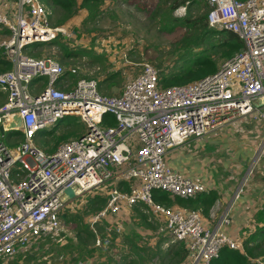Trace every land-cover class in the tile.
<instances>
[{
    "label": "built area",
    "instance_id": "1",
    "mask_svg": "<svg viewBox=\"0 0 264 264\" xmlns=\"http://www.w3.org/2000/svg\"><path fill=\"white\" fill-rule=\"evenodd\" d=\"M206 1L209 26L234 31L243 41L238 52L213 73L169 86H162L158 70L143 62L119 93L107 95L95 76H77L70 85L58 61L26 54L30 44L65 32L63 26L50 25L41 0H0L5 32L0 51L11 64L0 72V90L6 94L0 105V264L43 235L60 234L59 213L71 200L63 193L68 186L75 197L95 189L106 197L90 217L92 225L105 220L120 230L121 218L143 203L161 221L165 243L184 242L186 264H210L223 246L242 249V240L222 229L228 224L226 213L208 227L198 210L167 205L153 195L158 190L189 197L204 190L199 179L172 170L165 160L168 151L241 120L264 121V0ZM67 70L77 75L76 68ZM16 113L21 124L7 128ZM67 116L85 128L45 152L35 135ZM17 130L21 139L12 145ZM263 154L264 130L257 155ZM73 264L97 260L90 256Z\"/></svg>",
    "mask_w": 264,
    "mask_h": 264
},
{
    "label": "rangeland",
    "instance_id": "2",
    "mask_svg": "<svg viewBox=\"0 0 264 264\" xmlns=\"http://www.w3.org/2000/svg\"><path fill=\"white\" fill-rule=\"evenodd\" d=\"M41 1L48 13L50 25L54 27L63 26L65 32L58 34L59 44H41L27 53L24 52L33 57H50L58 61L64 69L76 68L77 76H95V78H98L100 74L116 71V73H118L117 76L111 79H115L116 82L110 81L107 83V87L103 86L106 87V89L100 87V90L109 95L119 93L125 82L130 77L140 72L143 62H149L158 71L160 70L159 75L161 76L185 61V59L181 63L179 61L185 49L181 47L182 49L180 48L177 50L178 48H174L173 43L177 44L181 34L186 29L180 27L169 31L162 29L160 27L161 21L156 10L158 6H161L160 10H166L165 8L170 5L173 0H166L165 2L162 0H94L96 4L93 10L81 7L82 0H76L75 5H73L70 10L72 14L68 16V19L65 20L63 24H57V21L65 17L68 11L57 4L50 3V5H48L45 4V1ZM92 12L93 16L90 15ZM185 12V5H179L173 10V15L182 16ZM1 27L0 25V36L5 34ZM62 45L71 47V49L80 48L90 50L95 54L103 56V58L99 62L91 61L86 55H78L69 59L67 58L66 60L60 59ZM69 121L70 118L68 116L66 119L59 121L55 126V128L59 126L56 133H61L59 130L62 128L63 124ZM79 122L81 123L80 126L82 125L84 129L85 125L81 121ZM252 122L256 130V139L254 141L260 146L263 137L264 121L261 120V122L257 123L256 120H253ZM215 133L214 131H210L204 134V140L202 144H200L199 149L197 148L196 141L194 142V140H191L193 137L186 140L183 149L178 151V153L187 160L189 158L197 159V162H193L192 164L184 163L181 168L185 167L186 171L203 166V173L207 176V168L210 167L211 170L209 171H213V173L217 174L215 165L217 164V167H221V158L224 157L229 160L235 153H228L223 143H216V141L211 138ZM20 139L21 136L18 134L15 140H13V143L18 142ZM41 139L46 138L43 137ZM49 139L50 137L46 140ZM65 140L68 139L62 138V141ZM39 141L40 140H36L35 143L43 148ZM169 154L172 155L173 153L169 152ZM261 157L264 156L261 155ZM258 162L262 163L260 160ZM257 168H259V164H257V162L255 163V161H251L247 171L248 182L252 181L251 179H253V174H255ZM257 177L262 178L261 175L254 176V178ZM97 193L102 194V192L97 189L86 191L66 203L59 213L63 234L61 240L57 239L59 236L49 238L48 235H43L26 250L13 256V258L9 260L11 263L8 261L6 264H54L57 262L59 264H73L74 259L77 258L79 254L74 252L71 253L72 246L70 243L72 241L69 239L75 233L76 228L75 225L67 223L66 217L70 214L72 215V213L79 214L83 216V222H87L88 220L89 223V214H84L81 207L89 197ZM148 219V221L156 224V227L149 231L151 236L154 235L155 237L150 241V244H152L153 240L161 235L159 232L161 230L158 229L161 221L153 218L151 214H148ZM125 221V219L123 220L121 218L120 224L122 227L120 230H116L119 235L131 233L133 228H135L134 223H126ZM90 225L94 229V226L92 224ZM95 230L97 239L93 242L94 245L99 246L100 243L102 244L101 239L104 242L110 241L111 236L107 235L105 230H99L96 227ZM137 230L139 233L142 232L140 228H137ZM143 234L145 235L144 232ZM119 235L115 238L116 241L119 240ZM64 236H67V242ZM151 236H148V238H151ZM64 242L68 245L64 244ZM88 243L91 244L90 242ZM171 243L172 242L162 243V248L167 251V249H169L167 245ZM57 245L61 247V250L57 249ZM63 246H65V248ZM111 251H114V249ZM153 261L156 262L157 258H154Z\"/></svg>",
    "mask_w": 264,
    "mask_h": 264
},
{
    "label": "trees",
    "instance_id": "3",
    "mask_svg": "<svg viewBox=\"0 0 264 264\" xmlns=\"http://www.w3.org/2000/svg\"><path fill=\"white\" fill-rule=\"evenodd\" d=\"M43 1L48 5H50V3L57 4L68 11V13L65 14V17L58 19L57 24H63L64 21L68 19V16L72 14L70 13V10L76 3V0ZM162 1L165 2L166 0ZM95 4L94 0L81 1V7H86L90 10L94 9ZM179 5H185L186 12L182 16H174L173 10ZM160 9L161 6L156 8L161 21L160 27L162 29L166 31L174 30L178 27L186 29L181 34L177 44L173 43L174 48H178L177 50L181 47L185 49V52L181 55V60H179L180 63L184 59L185 61L160 76L159 83L162 86L187 83L213 73L219 68L224 60L233 56L243 47L242 39L234 31L209 26L207 22L209 5L206 0H173V2L165 8L166 10ZM90 15L93 16V12L90 13ZM58 36L59 35L57 34L56 37L48 41H40L30 44L27 52L41 44H59L60 41ZM61 51L62 53L59 58L64 60L78 55H86L93 62H99L103 58V56L95 54L90 50L80 48L71 49V47L64 45H62ZM10 67L11 64L9 60L5 58L0 51V72L7 70ZM158 72L160 74V70ZM115 73L116 71H110L107 74H100L97 78L99 89L100 87L106 89L108 86L107 83L110 81L115 83V79L111 80L114 76H117L118 73ZM76 78L77 75L71 73L67 69L62 75V79L68 81V84L70 85H73ZM57 84H59L60 87H63L64 85L62 81H59ZM100 91L105 93L102 90ZM5 98L6 94L4 91L0 90V105L3 104ZM105 115L104 117H106ZM109 117H111V115ZM108 119L111 118H106L105 121ZM56 124L50 129L43 130L44 133L41 134L42 138L44 137L48 139V137H50L49 140L40 139L41 146H43L47 152H53L58 143L62 141V138L71 139L79 136L83 129L82 125L80 126L81 123L79 121L72 119L68 123L65 122V124H63L62 128L59 130L61 133L58 134L56 132L59 126L55 128ZM6 133L8 134V132ZM40 133L41 132H37L35 136L38 134L40 135ZM153 193L154 198L158 201L164 202L167 205L177 203L187 209L198 210L202 215L208 214L210 207L216 199V194L213 190H203L196 193L194 196L189 197H171L167 193L158 190H154ZM105 203L106 197L97 193L89 197L81 208L84 214H89L88 218L90 219V217L97 213ZM145 209L146 206L143 203H136L131 207L130 216L128 218L129 220L125 222L134 223L135 228H133L131 233H125L123 235H119L115 226L110 223L108 224L105 220L94 222L93 229L90 225L91 223H88V220L87 222L84 221L85 223L83 222L82 215L74 213L68 215L66 217L67 223L75 225L76 228L75 233L69 239L72 241L70 243L72 246L71 253L74 252L79 254V256L74 259L73 263L79 259L94 256L96 257L97 264H186L187 248L184 242L173 241L171 244L167 245V248L169 249L166 251L162 248V243H165L167 237L161 234L153 240L152 244H150V241L155 237L154 235L151 236L149 231L153 230L156 227V224L148 221V214H151L152 216L153 214L149 211H145ZM253 218L254 227L247 229V233L241 239L242 249L223 246L220 249L218 256L214 257L210 261V264H263L264 200L254 213ZM95 227L99 230H105L107 235L111 236L110 241L104 242L101 239L102 244L100 243L99 246L94 245L93 242L97 239ZM137 228L142 229V232L139 233ZM118 235L119 240L116 241L115 238L118 237ZM58 236V240L63 238L62 230ZM148 236H151V238H148ZM64 237L67 242V236ZM66 242H64V244L68 245ZM58 246L59 245H57V247ZM63 247L65 248V246ZM57 249L61 250V247H58ZM112 249H114V251H111ZM154 258H157L156 262L153 261ZM54 264L59 263L57 262Z\"/></svg>",
    "mask_w": 264,
    "mask_h": 264
},
{
    "label": "crops",
    "instance_id": "4",
    "mask_svg": "<svg viewBox=\"0 0 264 264\" xmlns=\"http://www.w3.org/2000/svg\"><path fill=\"white\" fill-rule=\"evenodd\" d=\"M253 120H241L244 122L241 123L239 121L234 126L227 125L219 128L218 131H214L216 133L211 138L216 143H223L228 153H235L229 160L224 157L221 158V167H217V164L215 165L217 174L209 171L211 170L210 167L207 168V176L203 173V166L186 171L185 167L181 168L184 163L192 164L193 162H197V159L189 158L187 160L185 157H182L178 151L183 148L172 149L165 155V160L173 171L186 174L193 179H199L204 185V190H213L215 192L216 199L210 207L208 214H201L203 224L208 227L215 226L220 221L222 215L226 213L228 224L223 225L222 229L228 234L240 239L245 236L247 229L254 227V213L264 200V157L257 155L259 146L254 141L256 139V130L253 127ZM256 122L259 123L258 121ZM19 132L17 130L16 134H20ZM43 133L42 131L40 135L38 134L39 136L35 138V141L40 140L42 138L41 134ZM8 137L12 138L10 136ZM191 140L196 141L197 148L199 149L204 137H194ZM14 144L12 142V145ZM43 150L47 152L45 149ZM169 152L173 154L170 155ZM259 160L262 163H259ZM251 161L257 162L259 168L253 174L252 181L248 182L247 171ZM247 164L248 166L246 167ZM259 175L262 178H254V176ZM239 186L242 187L241 193L238 197H235L236 190ZM124 219L126 221L129 220L128 217Z\"/></svg>",
    "mask_w": 264,
    "mask_h": 264
},
{
    "label": "water",
    "instance_id": "5",
    "mask_svg": "<svg viewBox=\"0 0 264 264\" xmlns=\"http://www.w3.org/2000/svg\"><path fill=\"white\" fill-rule=\"evenodd\" d=\"M21 124V119L19 114H14L12 119L9 121V123L6 125L7 128H13L15 126H19ZM2 129V128H1ZM63 193L66 195L67 199H73L75 198L76 194L74 192V187L68 186L64 189Z\"/></svg>",
    "mask_w": 264,
    "mask_h": 264
}]
</instances>
